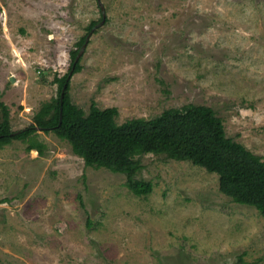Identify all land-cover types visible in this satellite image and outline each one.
<instances>
[{"label":"rangeland","instance_id":"374dc122","mask_svg":"<svg viewBox=\"0 0 264 264\" xmlns=\"http://www.w3.org/2000/svg\"><path fill=\"white\" fill-rule=\"evenodd\" d=\"M100 2L102 24L97 0H0L12 131L57 96L54 78L88 33L68 90L85 114L93 101L122 124L204 105L264 159V0ZM36 136L43 154L22 140L0 148V264H264V217L221 193L217 174L143 154L136 178L153 188L138 197L125 174L86 167L53 132Z\"/></svg>","mask_w":264,"mask_h":264},{"label":"trees","instance_id":"16d2710c","mask_svg":"<svg viewBox=\"0 0 264 264\" xmlns=\"http://www.w3.org/2000/svg\"><path fill=\"white\" fill-rule=\"evenodd\" d=\"M97 23L92 21L87 31ZM87 35L70 52L68 73L54 78L57 96L40 106L29 127L12 131L9 108L0 99V148L12 140H22L27 142V150L43 154L45 146L36 132H53L71 145L86 167L125 174L126 186L138 197L149 195L153 185L136 178L141 169L136 157L165 154L217 174L221 193L234 203L255 208L264 217V159L228 138L223 121L212 108L190 104L166 109L154 118H133L117 124L115 107L100 109L92 101L85 114L70 101V77L81 70L80 58L74 62ZM65 84L61 104L60 93Z\"/></svg>","mask_w":264,"mask_h":264},{"label":"water","instance_id":"95a60500","mask_svg":"<svg viewBox=\"0 0 264 264\" xmlns=\"http://www.w3.org/2000/svg\"><path fill=\"white\" fill-rule=\"evenodd\" d=\"M97 2H98V4H99V6H100L101 13H102V18H101V22H100V24H102V23L105 21L104 9H103V6H102L100 0H97ZM92 30H93V29H92ZM92 30H91V32H92ZM87 38H88V36L86 37L84 44H83L82 47L80 48V50H79V52H78V54H77V56H76V58H75V62H74V63H76V62L78 61V59L80 58V56H81V54H82V52H83V50H84V48H85V46H86V44H87ZM10 81L13 82L14 79L11 78ZM65 90H66V84L63 86V88H62V90H61V93H60V101H61V104H62V98H63V96H64V92H65ZM61 119H62V108L60 107V114H59V120H60V122H61Z\"/></svg>","mask_w":264,"mask_h":264}]
</instances>
